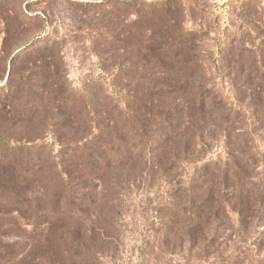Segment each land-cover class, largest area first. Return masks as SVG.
I'll list each match as a JSON object with an SVG mask.
<instances>
[{
  "label": "trees",
  "instance_id": "16d2710c",
  "mask_svg": "<svg viewBox=\"0 0 264 264\" xmlns=\"http://www.w3.org/2000/svg\"><path fill=\"white\" fill-rule=\"evenodd\" d=\"M42 55L36 71L21 74L13 63L0 68V264H98L96 250L115 229L110 199L130 188L133 175L179 174L184 160L210 141L222 138L230 149L223 159L197 163L195 188L210 184L213 193L217 179L238 182L264 163L253 129L264 123L262 63L237 69L243 79L233 98L196 85L204 71L197 66L181 71L177 82L134 90L130 106L56 87ZM253 189L264 191V176ZM210 208L207 198L168 210L172 222L182 215L202 223L198 234L186 232L195 242ZM10 236L16 239L5 241ZM218 260L212 264H243L239 257Z\"/></svg>",
  "mask_w": 264,
  "mask_h": 264
},
{
  "label": "rangeland",
  "instance_id": "374dc122",
  "mask_svg": "<svg viewBox=\"0 0 264 264\" xmlns=\"http://www.w3.org/2000/svg\"><path fill=\"white\" fill-rule=\"evenodd\" d=\"M245 49L249 55L240 56ZM39 54L56 87L86 99L108 95L131 106L134 90L177 82L181 71L197 66L204 71L196 85L233 98L243 79L237 69L264 65V0H0V68L13 63L21 74L36 71ZM253 129L264 150V123ZM226 146L222 138L210 141L176 175H133L130 188L110 199L115 229L96 250L98 264H212L235 257L264 264V191L253 189L264 163L238 182L217 179L213 193L210 184L198 189L191 182L197 163L223 159ZM244 194L249 200H241ZM207 198L203 237L190 242L186 232L197 233L202 223L182 215L172 222L168 207L178 203L182 211Z\"/></svg>",
  "mask_w": 264,
  "mask_h": 264
}]
</instances>
